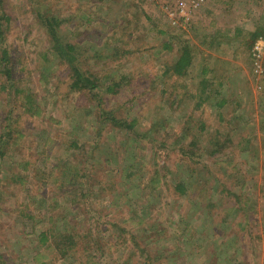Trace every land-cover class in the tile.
<instances>
[{
    "label": "rangeland",
    "instance_id": "obj_1",
    "mask_svg": "<svg viewBox=\"0 0 264 264\" xmlns=\"http://www.w3.org/2000/svg\"><path fill=\"white\" fill-rule=\"evenodd\" d=\"M195 1L0 0V52L14 62L18 89L39 107L12 125L9 144L0 143V264H264V0H201L191 9ZM38 14L61 22L58 39L85 52L88 70L125 76L120 93L133 104L122 109L124 99L114 97L98 108L135 120L133 142L100 126L94 101L69 90L68 69L52 56ZM252 32L258 38L251 43ZM182 44L192 69L174 82L183 99L172 113L170 99L155 95L162 96L159 76ZM115 49L128 53L117 58ZM202 82L210 85L203 94ZM15 100L0 92L2 133ZM191 112L194 129L205 121L204 147L217 131L227 132L220 119H233L234 132L221 140L219 160L205 157L188 168L169 149ZM168 170L151 188L150 179ZM191 180L192 193L175 192ZM211 192L220 203L208 201ZM64 232L76 241L66 260L51 249Z\"/></svg>",
    "mask_w": 264,
    "mask_h": 264
},
{
    "label": "trees",
    "instance_id": "obj_2",
    "mask_svg": "<svg viewBox=\"0 0 264 264\" xmlns=\"http://www.w3.org/2000/svg\"><path fill=\"white\" fill-rule=\"evenodd\" d=\"M98 1H103V0H98ZM39 15V14H38ZM42 16L39 15L38 19H40ZM6 17L4 15L0 16V46H3L6 42V38L4 36L5 34V21ZM40 22L44 24V26L47 29V34L49 37V40L52 44L51 47V52L52 56L57 59L58 61V66H63L64 68L68 69L69 73V90L71 92H79V93H86L89 96V99L94 101L95 105L90 108L91 111L94 109V113L96 116V122L100 124V126L106 125L104 123H108V126L111 130H117L119 132H125L126 138L128 141L133 142L132 137L135 135V127H136V121L132 120H127L126 118H120L116 114V109H112V111H108L107 113H102L98 107L106 106L108 103V100L110 98L118 97V98H123L124 96L120 93V87L123 85V83L127 82V79H125V76L120 77L119 80L115 79H110V76H104L103 74L97 75L93 73L91 70H88V60L85 58V52L83 53L78 46H75L73 44L69 43H63L58 39V36L56 34L57 26L61 24L59 21H53L52 19H40ZM256 32V31H255ZM252 32L250 33V37L248 41L251 39V43L258 38V35ZM73 33V32H72ZM157 33L159 35H162L163 32L158 31ZM88 37L85 38H91L90 33H86ZM73 35L76 37L79 34L77 32H74ZM72 35V36H73ZM73 36V37H74ZM97 38L95 35L93 36ZM79 36L77 38L78 41H82V39H85ZM89 38V40H91ZM99 44L97 45L93 44L95 46L94 49H92L94 52L97 51V55L95 58L101 57L102 52H99ZM183 45V48L177 53L175 56L176 58L174 59L175 61L170 65L169 63H166L164 66V70L161 73V76H159V79L162 80L164 79L163 83L160 84L161 86V94L162 96L155 95L156 99L164 100V98L170 99L169 101V106L173 111L172 113H175V109H177L176 104L180 103L182 99L180 97H177L174 92L176 90V87L174 86V82H179L178 79H181L185 77L186 75L189 74V72L192 69V56L190 55V50L189 46ZM6 49L2 50L0 52V75L3 76V79L0 82V92L6 93L8 97L11 96V98H20V96H24L22 99H16L14 102V106L10 107L8 111L4 114L2 122L3 124V129L5 132H1L0 130V143L4 139V143H1V145H7L10 142V137L11 135H7V132L12 131V125L18 123L20 120H22L23 115H33L39 110L37 102L33 99V97L29 94H25L21 88L18 89L17 87V81L14 77V62L9 58L8 54L6 53ZM128 52L126 51H121L115 49L113 50L114 56H117V58H121L124 55H127ZM104 76V77H103ZM44 77V76H43ZM174 78H177V80H173ZM106 80V81H105ZM202 89L201 93L203 94L205 92V87L210 86L206 82L201 83ZM152 84L149 83L147 85V88L143 90V93L150 95L151 91L148 88H151ZM169 92L172 94V96L169 97ZM120 96V97H119ZM186 98V97H185ZM184 98V99H185ZM124 99V98H123ZM209 97L206 96L205 99L201 100L199 105H202L205 103ZM91 101V102H92ZM134 100L131 101H126L125 99L122 101L120 99L119 106L120 108H125L126 105H132ZM223 105V102L221 103ZM221 105H218L221 107ZM17 107V110H16ZM198 107V105L196 106ZM98 108V109H96ZM197 109V108H196ZM20 111L22 114H20ZM114 114V116H113ZM16 115V116H15ZM116 115V116H115ZM14 116H15V123H14ZM194 113H188L184 117H186L183 129L179 136L170 143V149L169 151L172 153L176 152V158H179V162H182V164L186 165L188 168L191 167L192 165L194 166V162L208 157L210 160H219L220 156H223L224 151L226 150V147L222 145V139L223 137H229L230 134L234 132L233 128V119L229 121H223V119H220L221 123H224L225 126L222 127L220 124V128H226L227 132H221L217 131L214 134L213 139H211L208 144L204 147L201 145V140L200 137L202 134L205 132L206 126H205V121H200L199 126L197 129H194L195 127L192 125V120H193ZM13 119V120H12ZM224 130V129H223ZM187 137H189L187 139ZM164 139V138H163ZM163 139L160 141V143H164ZM242 142L239 143V145L243 144L244 146L248 147L249 139L247 138H241ZM154 141V140H153ZM221 141V142H220ZM179 145L178 150H171L172 147L175 148V145ZM70 148L74 147V143H70L69 145ZM244 148V147H243ZM162 149V146L160 147ZM245 149V148H244ZM163 150V149H162ZM168 151V152H169ZM3 157V152H1L0 148V159ZM157 157V154L155 155ZM158 158V157H157ZM247 156H245L246 160ZM203 168L207 169V167L203 164H201ZM165 165L163 169L166 167ZM81 171V170H80ZM194 171V170H192ZM158 174V175H157ZM169 174V170L166 171L163 174H160V172L156 173L157 176H154L150 179L149 185L151 188L156 189V187L161 186V179L165 180V176ZM208 174V173H207ZM211 173H209L210 175ZM76 175V174H73ZM84 173L79 176V179H82ZM77 176V175H76ZM171 176H174L172 173ZM18 178V177H16ZM66 179V178H65ZM195 181L188 182V183H178L175 187V192L178 194H186V193H192L193 192V186ZM219 182L217 179H213L212 184H210L209 190L211 191L213 186H218ZM164 186H168L169 183H163ZM208 190V191H209ZM213 192V189H212ZM209 194L208 195V201L211 203L213 200L215 203L211 204H216L219 202V197L216 198L215 194ZM228 193V191H225ZM213 197H212V196ZM235 198V196H234ZM196 201V200H195ZM193 201L194 203H197ZM221 202V201H220ZM219 202V203H220ZM237 205V203H235ZM213 206V205H212ZM41 241H45V234L43 235V238ZM76 246V241L72 237V235L66 234L64 232L63 234L61 233L60 236H58L55 240V243L53 244V247L51 249L55 251L56 255L61 258L66 260L67 257H69V252L72 251V249ZM136 246V245H135ZM137 247V246H136ZM70 260V258H68Z\"/></svg>",
    "mask_w": 264,
    "mask_h": 264
},
{
    "label": "built area",
    "instance_id": "obj_3",
    "mask_svg": "<svg viewBox=\"0 0 264 264\" xmlns=\"http://www.w3.org/2000/svg\"><path fill=\"white\" fill-rule=\"evenodd\" d=\"M154 1H159V0H154ZM199 2H201V0H199V1L196 0L195 2H192V3H191V9H194L195 7H197V4H198ZM167 10H168V12L170 13L169 15L176 17L175 19H179L180 17H182L181 19H183L184 22L187 21V16H186V15L178 16V15H176V12H173V11L170 10L169 8H167ZM171 16H170V19L173 20L174 18H172Z\"/></svg>",
    "mask_w": 264,
    "mask_h": 264
}]
</instances>
